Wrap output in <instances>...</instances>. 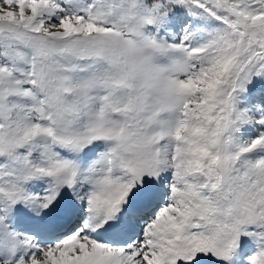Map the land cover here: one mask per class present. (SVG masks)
Listing matches in <instances>:
<instances>
[{
  "label": "snow or ice",
  "instance_id": "1",
  "mask_svg": "<svg viewBox=\"0 0 264 264\" xmlns=\"http://www.w3.org/2000/svg\"><path fill=\"white\" fill-rule=\"evenodd\" d=\"M0 264H264V0H0Z\"/></svg>",
  "mask_w": 264,
  "mask_h": 264
}]
</instances>
